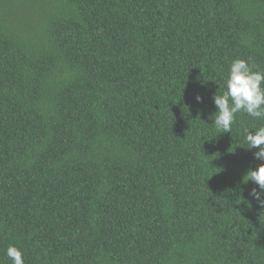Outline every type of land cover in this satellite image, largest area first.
Wrapping results in <instances>:
<instances>
[{
  "label": "trees",
  "instance_id": "16d2710c",
  "mask_svg": "<svg viewBox=\"0 0 264 264\" xmlns=\"http://www.w3.org/2000/svg\"><path fill=\"white\" fill-rule=\"evenodd\" d=\"M237 58L264 0H0V264H264Z\"/></svg>",
  "mask_w": 264,
  "mask_h": 264
},
{
  "label": "clouds",
  "instance_id": "9594fccd",
  "mask_svg": "<svg viewBox=\"0 0 264 264\" xmlns=\"http://www.w3.org/2000/svg\"><path fill=\"white\" fill-rule=\"evenodd\" d=\"M226 91L215 93L212 97L216 112L212 114L213 126L222 132H231L235 116L239 112L252 118L264 119V71L254 70V66L245 59H234L225 81ZM197 103H203V97H196ZM244 140L249 151L255 149L253 157L261 163L255 169H249L243 177L245 183L253 182L255 187L249 196L258 207L264 209V126L253 130L244 129ZM6 255L12 264H24L22 251L14 245L6 249Z\"/></svg>",
  "mask_w": 264,
  "mask_h": 264
}]
</instances>
